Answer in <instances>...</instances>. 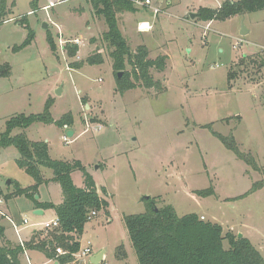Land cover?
Segmentation results:
<instances>
[{"label":"rangeland","instance_id":"obj_1","mask_svg":"<svg viewBox=\"0 0 264 264\" xmlns=\"http://www.w3.org/2000/svg\"><path fill=\"white\" fill-rule=\"evenodd\" d=\"M29 1L15 0L13 14L0 24V64L9 63L13 72L10 80L0 77V133L11 116L43 111L49 97L54 119L71 115L69 127L35 122L11 134L24 132L32 141H46L51 158L79 160L93 175L99 195L109 203L108 214L99 211L85 223L80 247L89 242L92 250H104V264H137L124 216L143 213L146 198L151 197L158 205H171L179 216L195 212L201 219L221 224L223 234H241L264 258V69L259 82L242 75L227 80L229 69L241 56L264 54V8L208 24L190 14L225 0H152L159 8L157 14L133 2L135 11L117 12V26L130 51L144 45L149 58L165 56L162 71L151 69L162 90L139 85L120 92L102 35L107 25L104 17L93 13L89 0H39L38 10L28 14L34 40L13 52L12 46L27 33L15 18L27 13ZM143 23L146 28H141ZM242 29L247 32L241 34ZM75 37L81 45L71 58L63 41ZM98 51L103 61L88 64L87 56ZM74 61L81 67H71ZM119 72L121 79L123 72ZM21 83L28 84L26 93L17 88ZM58 87L61 92L56 94ZM207 124L223 135L232 133L239 148L250 153L261 169L253 170L238 159L203 128ZM18 155L13 145L0 148L3 193L14 189V181L21 186L33 184L17 165ZM40 170L44 178L52 177L51 169ZM71 177L77 187L84 185L80 170H73ZM255 181H263L262 187L240 197ZM208 187L211 194H197ZM38 194L41 200L62 201L56 182L49 188L40 185ZM4 207L15 224L27 218V224L20 225L21 238L37 229L45 234L43 224L56 218L52 209L35 214L33 201L24 195L7 199ZM1 219L8 228L6 236L17 240L8 219ZM223 246L228 249L226 240ZM29 256L30 264H53ZM24 257L28 253L22 259L27 264Z\"/></svg>","mask_w":264,"mask_h":264},{"label":"trees","instance_id":"obj_2","mask_svg":"<svg viewBox=\"0 0 264 264\" xmlns=\"http://www.w3.org/2000/svg\"><path fill=\"white\" fill-rule=\"evenodd\" d=\"M89 2L93 13L104 17L107 25V30L102 35L113 61L118 90L123 92L139 85L162 90L161 82L153 78L151 69L162 71L165 66V56L149 58L144 45L138 46L134 52L130 51L117 26V12L135 11L133 1L89 0ZM14 6L15 0H0V24L8 19ZM38 7L39 0L29 1L31 14L37 11ZM263 8L264 0H225L217 7H200L196 15L202 21L225 20L234 15H242ZM15 22L27 30L24 40L11 48L13 52H19L32 43L35 34L30 27L28 13L20 16L19 19L15 18ZM46 33L48 45L54 51V41L50 33L47 31ZM64 46L67 55L74 57L78 51V45L66 43ZM85 61L88 64H99L103 58L98 51L93 56H87ZM81 65L82 63L78 61L71 63L73 68H79ZM126 65L130 67L129 70ZM263 69V53L243 55L234 67L229 69L228 83L240 75L251 82H259L263 78ZM119 71L123 72L121 79L118 78ZM9 73V64L7 62L0 64V77L8 76ZM51 104L52 99L49 97L45 100L43 111L30 114L18 113L6 120L5 130L0 133V148L13 145L17 149L19 155L16 163L32 177L33 184L22 187L14 181V189L8 193H3L0 189V195L5 200L24 195L33 201L35 208L52 209L59 225L46 230L45 234L42 230H35L31 238L22 244L4 240L5 243L0 245V264H22L20 256L25 250L39 251L47 259H55L59 264H68L73 259L72 253L79 249V238L85 223L89 220V214L93 212L95 216L99 211L108 214V201L99 195L92 175L86 171L79 160L71 162L53 159L49 155L46 141H32L24 132L11 134L15 128L24 130L35 122L53 123L58 127L72 125L73 118L68 113L59 119H54L49 111ZM236 117L240 120V116ZM203 128L209 129L225 148L253 170L261 169L250 153L239 148L232 133L223 135L216 132L211 128V124L204 125ZM40 167L51 169L52 177L44 178ZM75 169L82 173L84 184L82 187H77L73 183L71 172ZM261 171H264V168ZM49 182H56L60 186L62 193L60 203L54 204L50 201L35 199L34 195L37 194L38 187ZM262 185L263 181L253 182L249 191L241 194L240 197L256 191ZM211 193L210 187L197 191V194L203 196ZM146 199L147 207L143 213L124 216V225L134 249L137 264H264V258L248 238L238 237L232 232L223 234L221 224L201 219L195 212L179 216L171 205H158V201L151 197ZM2 234L3 229L0 227V236ZM224 240L228 243V249L223 246ZM56 248H61L66 253L58 255ZM123 256L122 252L120 257Z\"/></svg>","mask_w":264,"mask_h":264},{"label":"built area","instance_id":"obj_3","mask_svg":"<svg viewBox=\"0 0 264 264\" xmlns=\"http://www.w3.org/2000/svg\"><path fill=\"white\" fill-rule=\"evenodd\" d=\"M132 1L135 2L138 5L146 6V7L151 8L154 14H157L159 12V8L154 5V2L152 0H132ZM44 9H46V8H44ZM60 35H62V34H60ZM80 40L81 39H79L78 37H75L72 40H64L63 44L69 42V43H74V44L79 45L80 44ZM236 45H239V44L237 43V44H235V46ZM66 138H67L66 136H63V140L65 142H67ZM5 202H6V200L4 199V197L2 195H0V220H1V218L8 219V221L11 223L16 235L18 236L19 243L22 244L23 241L19 237L20 225L21 224L22 225H26L28 220H27V218L24 217L21 220L20 224H15V222L13 223V221L7 216V214L4 211V208H5L4 207V203ZM93 215H94V213L91 212L89 214L88 218L90 219ZM58 225H59V223H58L57 218H54V219H52V220H50L48 222H45L43 224V229L50 230V229H53V228L57 227ZM25 251H24V254H25ZM91 252H92V249H91V245H90L89 242H87V244H86V246L84 248H81L79 246L78 251L75 252V253H72L73 259H72V261L68 262V264H76V263L81 264V263H83L84 258H88L91 255ZM56 253L58 255H63V254L66 253V251L62 250L61 248H56ZM27 262H28V264H30L28 259H27Z\"/></svg>","mask_w":264,"mask_h":264},{"label":"crops","instance_id":"obj_4","mask_svg":"<svg viewBox=\"0 0 264 264\" xmlns=\"http://www.w3.org/2000/svg\"><path fill=\"white\" fill-rule=\"evenodd\" d=\"M40 6V5H39ZM27 13L28 14H31L30 13V10H28L27 11ZM13 13H11L10 15H12ZM13 18V17H12ZM208 22V24L211 22V21H206V23ZM247 32V31H246ZM81 45V44H80ZM9 64V63H8ZM9 66H10V73H9V75L8 76H5L7 79H11L12 78V75H13V72H12V66L9 64ZM27 83H21L20 85H18L17 86V88H20V89H22L23 91H25V93H26V91H27ZM27 103L29 104V99H27ZM25 131V130H24ZM92 177H93V175H92ZM49 178H51V177H48V179ZM52 182H49V183H47V184H44L47 188H49V184H51ZM21 186V185H20ZM22 187H26V186H22ZM1 189V188H0ZM37 195V194H36ZM35 199H37V200H39V201H48V200H41L40 199V196H39V194H38V198H35ZM50 202H52V203H54V204H57V203H55V202H53V201H50ZM36 209H39V208H35L34 207V211L36 210ZM42 210V213L41 214H43V209H41ZM35 213V212H34ZM41 214H39V215H41ZM96 216V215H95ZM2 220V219H1ZM0 220V221H1ZM0 227H2V229H3V234H2V236H0V238H1V242H0V245H3L5 242H4V240H8L10 243H14V244H17V243H19V239H17V240H13V239H11V238H8L7 236H6V231H7V227L4 225V224H1V222H0ZM37 230H39V229H37ZM35 230H33V231H31L30 232V234L31 233H33ZM29 234V235H30ZM29 235L28 236H25L24 238H21L20 237V235H19V237H20V239L24 242V241H26V240H28V237H29ZM92 249V248H91ZM102 251V249L101 250H97V251H94V250H92V252H91V255L88 257V259H89V261H88V263H85V262H83L82 264H104V258H105V251L103 250V255H102V258H101V260L99 261V262H97L96 263V256L100 253ZM26 253H28V257H26V258H28V260L29 259H31L30 258V256L29 255H31L32 257H34L35 259H40V258H43V259H45V260H53V264H59L58 263V261L57 260H55V259H47L45 256H44V254L43 253H41V252H39V251H35V250H26L25 251V254ZM23 255H24V253L20 256V261H21V263L22 264H26V262L24 263V261L22 260L23 259ZM26 258L24 257V260H26ZM30 261V260H29ZM27 264H28V262H27Z\"/></svg>","mask_w":264,"mask_h":264},{"label":"water","instance_id":"obj_5","mask_svg":"<svg viewBox=\"0 0 264 264\" xmlns=\"http://www.w3.org/2000/svg\"><path fill=\"white\" fill-rule=\"evenodd\" d=\"M196 15V13H191L190 14V18H194ZM43 26H46L45 23H43ZM241 34H245L246 33V30L245 29H242L240 31ZM121 76V72H118V78H120ZM61 92V88H56V94H59ZM67 135L68 136H71L72 135V131L71 130H68L67 132ZM35 198H38V195H35ZM35 214H41L42 213V210L41 209H36L35 211ZM238 237H241V234H238ZM102 255H103V250L96 256V263L99 262L102 258Z\"/></svg>","mask_w":264,"mask_h":264},{"label":"bare ground","instance_id":"obj_6","mask_svg":"<svg viewBox=\"0 0 264 264\" xmlns=\"http://www.w3.org/2000/svg\"><path fill=\"white\" fill-rule=\"evenodd\" d=\"M147 26L143 23L142 25H141V28H146Z\"/></svg>","mask_w":264,"mask_h":264}]
</instances>
